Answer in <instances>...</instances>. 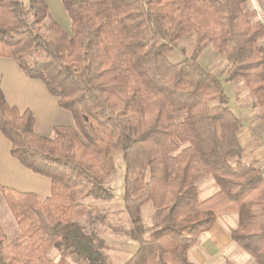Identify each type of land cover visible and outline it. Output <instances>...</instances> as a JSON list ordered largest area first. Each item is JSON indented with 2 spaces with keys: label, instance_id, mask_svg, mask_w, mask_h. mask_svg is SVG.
<instances>
[{
  "label": "trees",
  "instance_id": "trees-1",
  "mask_svg": "<svg viewBox=\"0 0 264 264\" xmlns=\"http://www.w3.org/2000/svg\"><path fill=\"white\" fill-rule=\"evenodd\" d=\"M70 31L50 18L46 0H0V56L41 79L74 123L54 135L8 102L0 86V130L20 163L51 179L47 197L0 185L21 234L0 223V264H105L102 243L79 219L82 200L114 196L107 179L124 162L120 228L138 248L123 264H197L190 247L221 213L236 212L232 239L264 264V174L243 159L242 118L224 82L242 78L264 112V20L248 0H62ZM193 32L190 57L172 62ZM206 43L228 60L222 81L198 61ZM212 175L218 190L200 199ZM155 208L146 226L142 209ZM55 249L60 253L51 257ZM72 259V261L69 260ZM226 264H239L228 260Z\"/></svg>",
  "mask_w": 264,
  "mask_h": 264
},
{
  "label": "crops",
  "instance_id": "crops-1",
  "mask_svg": "<svg viewBox=\"0 0 264 264\" xmlns=\"http://www.w3.org/2000/svg\"><path fill=\"white\" fill-rule=\"evenodd\" d=\"M65 11L63 8L59 11L60 17H57L59 18L57 21L69 31L71 20ZM227 63L228 60L225 66L228 65ZM19 65L13 57L0 56V86L8 102L21 110L30 109L35 115V129L39 133L51 135L56 125L73 124L72 113L59 105L58 98L49 91L47 85L41 79L28 76ZM224 87L231 108L243 121L239 130V138L244 149L243 159L256 161L264 174V112L254 104L253 95L242 78L228 81ZM228 89L231 93H228ZM10 149V140L0 130V185L36 193L41 197L49 196L51 179L23 166L11 154ZM206 177H210V184L203 182L204 178L197 183L200 199H205L218 190L214 177L212 175ZM237 225L236 212L219 214L213 226L192 241L189 251L190 260L193 254V262L211 264L210 261L215 262L218 257L228 255L229 252H238L243 258L248 257L250 254L232 239L231 233ZM228 260L240 263L236 258L226 257L225 262L222 260L217 264H226Z\"/></svg>",
  "mask_w": 264,
  "mask_h": 264
},
{
  "label": "rangeland",
  "instance_id": "rangeland-1",
  "mask_svg": "<svg viewBox=\"0 0 264 264\" xmlns=\"http://www.w3.org/2000/svg\"><path fill=\"white\" fill-rule=\"evenodd\" d=\"M46 1L50 7V15L46 19L44 25L41 26V30L44 33L48 32L46 26L49 19L54 18L58 20L59 18L57 17H60L59 11L62 10V8L65 11L64 6L62 5V0ZM247 7L257 10V17L264 20V0H248ZM195 43L196 36L193 32L182 36L177 41L175 50L169 54V59L172 62H178L190 57ZM197 58L204 68L214 73L222 81L225 80L228 68V65L225 66L227 59L223 54L217 53L211 44L206 43L204 50ZM225 83L226 82H224V84ZM228 93H231L230 89H228ZM51 135H54V132ZM121 155L120 152L116 153L115 172L106 181L107 185L111 187L114 196L108 200L99 199L94 195L85 197L82 201L91 205L92 211L90 214L79 219V222L84 227L85 231L94 235L96 240L102 243L105 264H123V262H125L138 248L137 242L132 240L124 233V231H122V229H120L121 227L128 228L131 225L129 215L123 204L124 186L122 182L124 181L125 167ZM205 177H203L204 179L202 178L203 182L210 184V177ZM154 212L155 208L152 204L147 203L143 206L142 214L146 226H151L153 224ZM0 223L3 226L9 241L17 238L21 234V230L18 228V223L2 194H0ZM50 255L56 260L60 257V253L55 249L51 251ZM191 256L192 260H194L193 254ZM249 256L243 258L238 252H229L228 255L224 254L222 257H218L215 262H210L211 264L212 262L217 264L222 260H226V257H229L231 259H238L241 264H255L256 261L253 260L254 258L251 255ZM69 260L72 261L71 258H69Z\"/></svg>",
  "mask_w": 264,
  "mask_h": 264
}]
</instances>
